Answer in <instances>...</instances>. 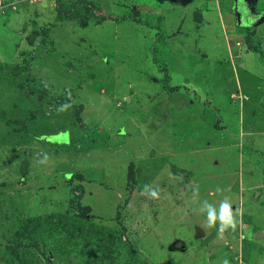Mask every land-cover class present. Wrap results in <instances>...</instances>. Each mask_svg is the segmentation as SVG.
I'll use <instances>...</instances> for the list:
<instances>
[{
	"label": "rangeland",
	"instance_id": "obj_1",
	"mask_svg": "<svg viewBox=\"0 0 264 264\" xmlns=\"http://www.w3.org/2000/svg\"><path fill=\"white\" fill-rule=\"evenodd\" d=\"M0 1V264H264V0Z\"/></svg>",
	"mask_w": 264,
	"mask_h": 264
},
{
	"label": "clouds",
	"instance_id": "obj_2",
	"mask_svg": "<svg viewBox=\"0 0 264 264\" xmlns=\"http://www.w3.org/2000/svg\"><path fill=\"white\" fill-rule=\"evenodd\" d=\"M71 107L70 104L65 103L57 108V112H64ZM49 162L48 153H43L42 157L38 160L40 165H47ZM145 192H150V196L153 199H159V192L157 189H152L151 186H144ZM217 192H222L223 190L220 187H217ZM204 208L207 209V220L206 227L214 228L216 227L217 221H219V230H218V238L223 239L224 233L231 228L232 230L236 229L237 221L233 215L232 205L228 202V199L225 198L220 202L219 212H217L216 207L209 203L207 200L203 201L200 211ZM223 264H229L227 259L224 260Z\"/></svg>",
	"mask_w": 264,
	"mask_h": 264
},
{
	"label": "trees",
	"instance_id": "obj_3",
	"mask_svg": "<svg viewBox=\"0 0 264 264\" xmlns=\"http://www.w3.org/2000/svg\"><path fill=\"white\" fill-rule=\"evenodd\" d=\"M234 6V5H233ZM230 12H234V9H229ZM248 25V23H247ZM244 30V36L245 41L248 45V48L251 49L253 52L257 53L259 55V60L261 64L264 66V48L261 44V42L257 39H255L252 28L249 26H246L244 23L240 25ZM77 139V136L75 134L70 133V140L75 141ZM91 144H93L95 147L104 148V143L99 141L96 136H91L90 138ZM89 208V207H87Z\"/></svg>",
	"mask_w": 264,
	"mask_h": 264
},
{
	"label": "crops",
	"instance_id": "obj_4",
	"mask_svg": "<svg viewBox=\"0 0 264 264\" xmlns=\"http://www.w3.org/2000/svg\"><path fill=\"white\" fill-rule=\"evenodd\" d=\"M226 16H228L229 18H232V17H237V15L234 13V12H228V13H225V17ZM102 173V172H101ZM103 173H109L108 171H107V169H105V171H103ZM110 175V174H109ZM89 181V180H88ZM98 183H100V182H98ZM89 184H94L93 183V180H91V181H89ZM101 184V183H100Z\"/></svg>",
	"mask_w": 264,
	"mask_h": 264
},
{
	"label": "flooded vegetation",
	"instance_id": "obj_5",
	"mask_svg": "<svg viewBox=\"0 0 264 264\" xmlns=\"http://www.w3.org/2000/svg\"><path fill=\"white\" fill-rule=\"evenodd\" d=\"M250 8H251V10L253 11V15H254V17L256 18V20H257V18H258V16H260L261 14L260 13H258V12H255V8L252 6H250ZM245 15V13H244V9L242 10V12H241V17H240V19L241 18H243V16ZM237 19H238V16H237ZM239 19V20H240Z\"/></svg>",
	"mask_w": 264,
	"mask_h": 264
},
{
	"label": "water",
	"instance_id": "obj_6",
	"mask_svg": "<svg viewBox=\"0 0 264 264\" xmlns=\"http://www.w3.org/2000/svg\"><path fill=\"white\" fill-rule=\"evenodd\" d=\"M253 3H255L254 0H253ZM234 13H235L238 17H241V12L234 10ZM201 236H202L201 233H198V237H201Z\"/></svg>",
	"mask_w": 264,
	"mask_h": 264
},
{
	"label": "built area",
	"instance_id": "obj_7",
	"mask_svg": "<svg viewBox=\"0 0 264 264\" xmlns=\"http://www.w3.org/2000/svg\"><path fill=\"white\" fill-rule=\"evenodd\" d=\"M0 6H1V1H0ZM4 7H5V5H4ZM4 13H5V9H4Z\"/></svg>",
	"mask_w": 264,
	"mask_h": 264
}]
</instances>
